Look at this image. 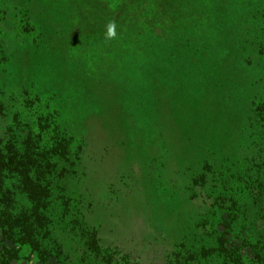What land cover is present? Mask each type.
Returning a JSON list of instances; mask_svg holds the SVG:
<instances>
[{
	"label": "rangeland",
	"instance_id": "obj_1",
	"mask_svg": "<svg viewBox=\"0 0 264 264\" xmlns=\"http://www.w3.org/2000/svg\"><path fill=\"white\" fill-rule=\"evenodd\" d=\"M77 1L0 0V136L12 113L33 131L36 106L52 103L72 149L43 188L58 252L16 227L0 231V264H219L209 250L228 203L205 192L213 152L240 170L260 164L251 124L264 101V0ZM30 185L15 187L26 210ZM245 201L241 236L256 237L261 203Z\"/></svg>",
	"mask_w": 264,
	"mask_h": 264
},
{
	"label": "trees",
	"instance_id": "obj_2",
	"mask_svg": "<svg viewBox=\"0 0 264 264\" xmlns=\"http://www.w3.org/2000/svg\"><path fill=\"white\" fill-rule=\"evenodd\" d=\"M75 2H79L75 0ZM91 6L84 2L81 8L89 9ZM29 93L32 101L37 99V94L33 91H23ZM33 93V94H30ZM36 97V98H34ZM53 99V98H52ZM35 125L32 130L26 133L28 124L23 121L19 113L11 114V123L7 125L6 131H9L8 137L0 136V231L9 238L13 228L20 227L26 232V238L32 246L41 248L45 253L58 252V248L49 246L52 242L53 230L50 228L52 219L46 216V206L54 203L49 198L52 193H43V188L51 183L48 177L52 169L60 168L61 159L69 160V154L72 153L70 141L64 134L60 118L63 116L61 105H52L46 103L43 106H36ZM33 109H35L33 107ZM260 115L251 124V135L257 134L259 152L253 157V161L259 158L260 164H253L255 170L251 167L239 169V160H230L227 154L224 157L216 156L213 152L216 169L213 172V178L210 182L209 190L205 192L208 197H214L216 200L227 201V219L225 220L226 231L219 237V247L211 248V253H216L215 259L219 264H244L245 257L252 253V261L257 264H264V227L259 231L256 237L251 235L241 236V231L248 229L244 223L246 220L247 203L246 198L252 196L256 203H261L257 210L260 218L264 217V101L258 106ZM7 107L0 103V116H8ZM15 115L18 118L15 121ZM253 129V131H252ZM31 130V128H30ZM254 142V140H252ZM243 149V145H239ZM230 153V152H229ZM207 165L208 160H204ZM65 168V166H63ZM34 173L31 175V172ZM206 174H200L194 179V184L203 188ZM15 179V182L9 185V180ZM201 180V182H200ZM25 181L30 185L33 198L31 209L26 210L19 206L16 197L21 193L15 187L23 185ZM256 218L251 222L255 227ZM244 223V224H242ZM9 229V231L5 229ZM224 234H229L233 242L230 247L223 244ZM239 239V241H237ZM61 241V240H60ZM239 242V243H238ZM40 249V250H41ZM247 249V250H246ZM243 251V252H242ZM65 261L67 256L64 257ZM63 261L62 264H66Z\"/></svg>",
	"mask_w": 264,
	"mask_h": 264
},
{
	"label": "clouds",
	"instance_id": "obj_3",
	"mask_svg": "<svg viewBox=\"0 0 264 264\" xmlns=\"http://www.w3.org/2000/svg\"><path fill=\"white\" fill-rule=\"evenodd\" d=\"M107 35H108V37L115 36V25L114 24H109Z\"/></svg>",
	"mask_w": 264,
	"mask_h": 264
}]
</instances>
